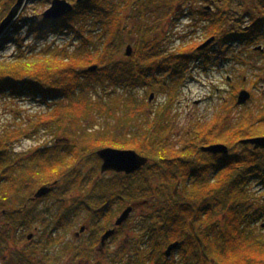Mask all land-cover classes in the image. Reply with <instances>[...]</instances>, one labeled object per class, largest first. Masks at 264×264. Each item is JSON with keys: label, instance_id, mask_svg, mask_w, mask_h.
Masks as SVG:
<instances>
[{"label": "trees", "instance_id": "obj_1", "mask_svg": "<svg viewBox=\"0 0 264 264\" xmlns=\"http://www.w3.org/2000/svg\"><path fill=\"white\" fill-rule=\"evenodd\" d=\"M17 1L0 0V24ZM69 1L75 9L57 19L22 9L0 39V54L9 42L16 47L0 61V93L20 98L21 108L42 110L27 127H7L0 113L1 264H42L38 254L55 247L57 232L83 212L93 247L101 236L95 226H109L127 206L144 212L132 226L142 231L137 250L125 245L116 252L127 264H264V194L253 189L264 190V149L241 141L264 136L263 121L245 117L233 125L221 116L197 121L182 137L170 109L191 64L210 63L213 48L227 54L232 43L264 38V0H185L181 7L182 0ZM141 2L147 7L137 8ZM137 17L143 33H153L149 41L130 35L128 22ZM184 19L207 28L215 41L202 48L203 42L179 39L171 47ZM128 41L135 47L123 56ZM158 84L170 94L154 109L141 92ZM43 125L61 139L17 152ZM215 143L230 153L203 150ZM103 147L136 149L149 161L132 174H103L97 155ZM44 185L52 192L33 200ZM61 246L66 255L73 247L76 256L91 257L89 247L80 253L74 243Z\"/></svg>", "mask_w": 264, "mask_h": 264}, {"label": "rangeland", "instance_id": "obj_2", "mask_svg": "<svg viewBox=\"0 0 264 264\" xmlns=\"http://www.w3.org/2000/svg\"><path fill=\"white\" fill-rule=\"evenodd\" d=\"M135 1L136 0H133V2ZM184 1L185 0L180 1L178 7L187 3ZM52 2L53 1L43 4L42 1L27 0L23 12L25 10L31 15H34L35 12L40 11L44 14V12L52 5ZM250 2L252 5H257L255 0H251ZM245 5L248 10V4L245 3ZM140 7L146 8L147 4L141 2L137 8ZM249 8H251L250 5ZM256 8L257 9L254 11V18L257 17L256 14H258L260 7ZM251 10L253 9L251 8ZM138 18L139 17L133 18L132 22H128L129 28L132 30L130 35L136 39L140 36L142 40L149 41L152 39L153 33L152 35L149 33L148 35L144 34L143 31H145V28L142 26ZM183 25L184 21H181L177 31V33L179 32V35L176 37L177 41L173 42L174 44L171 45V47L178 46L179 39L181 42L184 41L186 43L191 41L204 43L209 39L207 37V28L200 27L198 23L194 24V22H191L186 28H183ZM182 29L184 30L182 31ZM66 39L67 41L69 40V38ZM28 40L32 42L31 37H29ZM133 42L128 41L126 46H124L123 56H128L126 55L128 45L132 44L131 46L135 47ZM257 46H262V48H264V42L251 41L250 44L232 43L227 49V54L222 53L221 47L213 48V54H215V57L211 59L210 63L205 64L200 61L190 65L189 70L185 74V79H183L178 85L177 92L175 93V100L172 102L170 108L172 116L175 117L174 124L177 134H180L183 137L185 132L192 130V126H194L197 121L204 125V123H212L214 118L221 116H225L227 122H229V124L232 123L233 125L239 124V122L245 117H248L249 120L254 122L261 119L264 123V51L262 52V49L259 50L258 48H255ZM3 48L4 50L2 51V54H0V61L5 60L8 56L13 54L16 49L12 42L7 43ZM151 88L152 87L144 88L141 95L149 98L154 109H157L162 106V104L168 102L170 93L169 91L162 92V85H156L154 90H151ZM237 89H239V91ZM243 89L251 92V98L244 103V105H240L237 100ZM151 94L155 95L154 99L151 98ZM31 103L34 104V106L38 105L35 102ZM23 104V102H20V98L17 99L11 93H0V113L2 116V123L7 125V127H17V125L20 124H24V127H27L32 124L35 115L39 111H42L40 105L39 107L37 106V109H30L26 105L28 109L26 110L25 108H21V105ZM48 109L49 108L46 107L43 111L46 112ZM60 134L61 132H57L53 129L50 131L46 128V125H43L40 128L39 134L29 139L24 138L21 140L17 152L21 153V151H23L31 153L36 150L35 148L37 146H41V144L52 146L55 141L61 139ZM253 189L258 192V195L264 194V190L259 189L257 186ZM125 208L126 207L123 209ZM136 208L135 213L130 215L127 223H125L126 225L123 224L116 226V218L120 215L119 212L121 211L118 212L116 217L111 219L112 222L109 226H104V224H106L105 221L104 223L98 222L99 224L95 222V224H97L95 228H98L101 233L100 235H104L105 232H107V229L120 228L122 230L118 236L112 237L113 241L111 242V245H109L106 253L101 252L98 248L101 236L99 237L98 243L93 244V247L91 246V241H89L90 232L80 239H77V231H79L80 227L86 223L85 220L87 218L89 219L88 213L83 212L81 215L71 218V227H66L57 232L58 237H60V242H58L55 247L50 248L47 252L41 251L38 254L40 256L38 259L44 262L47 253H49L51 260H49L50 262L48 264L69 263L71 259L68 258V255L62 253L60 248L62 247L61 245L71 242L74 243L76 247H80V253L82 252L81 250H83L81 247H87V249L89 247L94 252L93 256L89 259L78 256V258L73 261L75 264H122L123 260L127 262V257L122 258L120 255L117 259L115 257L116 252L125 245H128L127 250L132 251V253L137 250L136 245L138 242V233L134 232L137 229H132V226H134L133 223H137V220L139 219L138 215L143 209ZM90 219H92L91 216ZM262 222L264 229V219ZM114 226L115 228H111Z\"/></svg>", "mask_w": 264, "mask_h": 264}, {"label": "water", "instance_id": "obj_3", "mask_svg": "<svg viewBox=\"0 0 264 264\" xmlns=\"http://www.w3.org/2000/svg\"><path fill=\"white\" fill-rule=\"evenodd\" d=\"M84 0H78V3L83 2ZM27 0H18L10 12L4 17L0 24V39L5 34L8 27L14 23V20L19 16L24 5ZM75 9L74 4H72L69 0H54L52 5L44 12V18L48 19H57L61 16H64L66 13L72 12ZM215 41V37L209 38V40L204 43L201 47L205 48L210 46ZM260 48V47H258ZM133 52V47L131 45L128 46L126 55L131 56ZM91 70H96L98 67L93 66L90 67ZM155 95L151 94V98L154 99ZM251 98V92L243 89L238 97V103L240 105H244ZM243 144H251L253 148L256 149H264V136H256L254 138L249 137L241 140ZM205 151H209L212 153H221V154H229V147L227 144L223 143H215L214 145L205 146L203 148ZM99 158L102 160V173H106L108 171H116L119 173H127L131 174L135 171L143 168L145 164L148 163L149 158L146 156H142L136 149H127V148H116V147H103L97 151ZM53 190L52 186L44 185L41 187L35 194L33 200L41 199L44 196L50 194ZM134 208L129 206L127 209L117 217L116 226L123 225L127 223L128 218L132 214ZM84 228H82V231ZM117 233V229H108L107 232L101 238V245L104 248L108 242V240L113 237ZM32 237V236H31ZM178 248V242L171 243L166 251V256L170 258L173 251Z\"/></svg>", "mask_w": 264, "mask_h": 264}, {"label": "flooded vegetation", "instance_id": "obj_4", "mask_svg": "<svg viewBox=\"0 0 264 264\" xmlns=\"http://www.w3.org/2000/svg\"><path fill=\"white\" fill-rule=\"evenodd\" d=\"M215 2V0H211V3H214ZM203 6H206L208 9H210V5H203ZM232 6H233V4H230V2H228L227 4H226V6H225V9H230V10H232ZM259 38V40H256V41H263L264 42V38H263V35H260V37H258ZM253 42H255V41H253ZM264 51V48L262 49V52ZM44 205V204H43ZM5 212V211H4ZM120 214L122 213V211L121 212H119ZM118 214V213H117ZM116 217V216H115ZM82 228H84V230L82 231ZM111 228H115V226L114 227H111ZM91 230V228H90V226L86 223V224H84L83 226H81L80 227V230L79 231H77V233H76V237H77V239H80L81 237H83L85 234H87L88 232H92V231H90ZM118 232H119V230L117 229V233L114 235V236H117V234H118ZM134 232H137L138 234H140V233H142V231L141 230H135ZM137 234V235H138ZM92 235L90 234V236H89V238L91 237ZM103 235H101V237H102ZM113 236V237H114ZM100 240H101V238H100ZM139 240L140 239H137V241L139 242ZM113 241V238L111 237L109 240H108V242H107V244H106V246L103 248L102 247V245H101V241H100V244H99V246H98V248H99V250L101 251V252H107V249H108V247H109V245H111V242ZM68 243V242H67ZM69 244H72L71 242H69ZM90 250H92V249H90ZM44 252V251H43ZM93 254H94V252L93 251H91V254H90V256H93ZM68 258L69 259H71L70 260V262L69 263H67V264H75L73 261L74 260H76L77 259V257L78 256H76V253H75V248H73L72 247V251L71 252H68ZM43 259V258H42ZM45 260V259H44ZM123 263L122 264H127V262L125 261V260H123L122 261ZM42 264H47L46 263V261H44V262H42Z\"/></svg>", "mask_w": 264, "mask_h": 264}]
</instances>
